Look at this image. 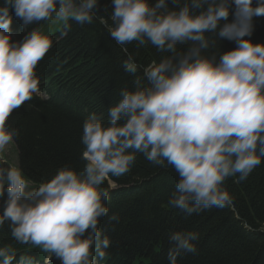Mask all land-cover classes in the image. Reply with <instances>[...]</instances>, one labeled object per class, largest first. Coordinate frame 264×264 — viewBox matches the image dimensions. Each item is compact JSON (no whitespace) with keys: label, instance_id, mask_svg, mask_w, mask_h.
<instances>
[{"label":"clouds","instance_id":"9594fccd","mask_svg":"<svg viewBox=\"0 0 264 264\" xmlns=\"http://www.w3.org/2000/svg\"><path fill=\"white\" fill-rule=\"evenodd\" d=\"M170 3L112 0L109 35L118 45L150 43L168 55L144 67L131 90L121 88L107 121L95 112L85 119L82 170L65 165L30 188L18 167H0V226L10 222L17 241L40 247L61 264H93V250L103 258L110 241L99 227L108 214L102 185L129 172L137 153L157 167L174 169L178 178L168 203L185 216L230 204L225 180L244 181L262 163L264 44L245 37L252 34L253 17L264 15V0L256 6L253 0ZM98 8L99 0H5L0 6V151L19 135L6 121L39 91L35 68L51 47L37 28L12 41L10 9L27 28L53 14L91 23ZM221 39L236 47L217 55ZM123 67L136 73L131 54ZM198 240L195 231L171 233L170 264L182 252L195 253ZM0 258L11 264L13 257L0 249Z\"/></svg>","mask_w":264,"mask_h":264},{"label":"trees","instance_id":"16d2710c","mask_svg":"<svg viewBox=\"0 0 264 264\" xmlns=\"http://www.w3.org/2000/svg\"><path fill=\"white\" fill-rule=\"evenodd\" d=\"M256 3L253 0V6ZM112 8V0H99L91 23L61 20L59 29L46 35L51 47L36 65L35 73L47 98L33 94L6 121V127L19 133L13 139L17 167L30 188L39 186L65 165L82 170L86 161L80 138L85 119L95 112L107 121V110L120 99L121 88L131 90L134 80L142 78L144 67L168 55L158 52L150 43L139 46L133 41L118 45L109 35ZM10 15L11 25L22 40L28 31L40 30L46 21L22 28L21 20L11 9ZM252 22V34L245 39L264 44V15L254 16ZM65 23L69 25L67 29ZM235 47L234 41L221 39L215 51L219 55ZM128 54L138 65L135 74L123 67ZM136 156L129 172L120 177L110 176L102 185L108 191V214L100 218L99 227L110 245L103 250V258L93 250L92 261L170 264L171 233L195 231L199 234L196 252H182L176 264H264V159L246 180L238 181L237 176L225 180L223 187L231 197L230 204L185 216L168 203L178 178L174 169L157 167L140 153ZM0 167L10 166L0 159ZM3 203L0 200V210ZM113 215L116 219H111ZM39 248L17 241L10 222L0 226V249L12 254L11 264L36 262Z\"/></svg>","mask_w":264,"mask_h":264},{"label":"rangeland","instance_id":"374dc122","mask_svg":"<svg viewBox=\"0 0 264 264\" xmlns=\"http://www.w3.org/2000/svg\"><path fill=\"white\" fill-rule=\"evenodd\" d=\"M5 0H0V6L4 5ZM61 20H58L55 15L49 20H46L41 28L40 31L43 35H48L56 30L59 29ZM0 157L5 160L11 167H17L18 166V161H17V148L12 141H10L2 151H0ZM47 253L44 252L40 248V256L44 257ZM52 256V254H49V257ZM41 257L38 258V262L41 261ZM53 261L51 260L50 263ZM44 264H49L47 263V260H44ZM53 264V263H52ZM93 264H97L96 262H93Z\"/></svg>","mask_w":264,"mask_h":264},{"label":"bare ground","instance_id":"6f19581e","mask_svg":"<svg viewBox=\"0 0 264 264\" xmlns=\"http://www.w3.org/2000/svg\"><path fill=\"white\" fill-rule=\"evenodd\" d=\"M50 261H51V260H47V263L52 264L53 262L50 263ZM31 264H38V260H37L36 262L31 263Z\"/></svg>","mask_w":264,"mask_h":264}]
</instances>
